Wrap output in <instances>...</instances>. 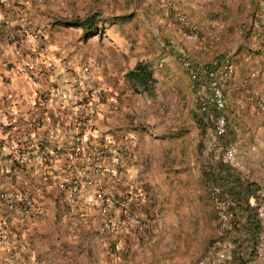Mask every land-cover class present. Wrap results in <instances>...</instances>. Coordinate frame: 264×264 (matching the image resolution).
<instances>
[{
    "label": "rangeland",
    "instance_id": "rangeland-1",
    "mask_svg": "<svg viewBox=\"0 0 264 264\" xmlns=\"http://www.w3.org/2000/svg\"><path fill=\"white\" fill-rule=\"evenodd\" d=\"M41 7L50 52L62 48L77 68L89 64L101 84L108 82L124 96L116 113L97 128L98 136L126 145L118 189L136 191L141 206L133 211L138 220L133 231L110 236L100 231L93 215L68 210L48 198L46 232L38 225L45 214L29 231L33 264H191L213 236L208 189L215 183L202 164L214 165V156L221 162L223 149L213 152L218 141L210 132H205L201 150L196 148L197 105L176 53L182 51L199 64L209 63L216 54L231 57L236 70L223 88L229 143L239 163L231 169L264 190V0H48ZM90 13H97L105 24L100 22L98 36L86 41L79 29L50 25ZM130 13L129 22L108 23ZM175 13L185 15L211 49L192 51L172 20ZM213 34L219 37L215 42ZM136 61L152 65L151 95L125 81ZM19 76L29 90L28 77ZM188 146L189 160L180 154ZM155 168L161 180H153ZM248 264H264V255Z\"/></svg>",
    "mask_w": 264,
    "mask_h": 264
},
{
    "label": "built area",
    "instance_id": "built-area-1",
    "mask_svg": "<svg viewBox=\"0 0 264 264\" xmlns=\"http://www.w3.org/2000/svg\"><path fill=\"white\" fill-rule=\"evenodd\" d=\"M15 1H22L17 19L13 24L1 23L0 30L19 56L20 72L28 77L31 88L25 110L0 92V264H33L28 252L29 231L45 214L48 198L68 210L93 215L100 231L117 236L138 226L133 207L140 202V195L118 189L123 184L118 169L126 151L124 143L98 136L97 121L115 109V95L100 83L89 64L77 68L66 60L68 55L60 46L61 51L50 52V39L34 29L28 14L30 7H41L48 0ZM176 21L187 28V33L180 31L192 51L210 48L209 43L200 41L185 15L177 14ZM177 60L191 80L199 77L182 51ZM235 70L228 55L204 65L205 81L194 90L199 113L214 110V137L226 132L222 90ZM259 108H263L261 104ZM221 162L239 167L233 144L223 148ZM208 200L213 211V236L191 264H228L233 249L232 202L217 186L208 189ZM249 206L263 228L254 249L255 259L260 260L264 255V190H256Z\"/></svg>",
    "mask_w": 264,
    "mask_h": 264
},
{
    "label": "trees",
    "instance_id": "trees-1",
    "mask_svg": "<svg viewBox=\"0 0 264 264\" xmlns=\"http://www.w3.org/2000/svg\"><path fill=\"white\" fill-rule=\"evenodd\" d=\"M182 13H175L173 15V22L176 23L177 27L182 30V32L187 33V28H184L178 21H176V15ZM186 17V16H185ZM133 18V13L123 14L119 16L112 17L109 20L110 25H114L116 23L122 24L131 21ZM187 19V17H186ZM189 22V20L187 19ZM105 24L104 20H99L97 13H90L81 19L77 18L73 21H64V20H54L51 22V27L56 28H76L80 30L81 40L86 41L89 38L96 37L99 34V23ZM199 39L202 43L210 44V41H203L201 36L199 35ZM216 38V40H218ZM215 40V41H216ZM214 41V42H215ZM210 48H206L209 50ZM197 53V52H196ZM179 54L176 53V56ZM259 55V53H257ZM186 56V55H185ZM212 62H217L221 57L218 54L214 55ZM187 57V56H186ZM193 65V67L200 73L196 80L191 81V89L194 90L199 83H203L205 81V75L202 73V66H208L209 63L199 64L188 58ZM186 73V72H185ZM187 74V73H186ZM253 75V74H252ZM188 76V75H187ZM125 81L129 84H134L138 86L143 92H146L148 95H151L152 86L154 84V79L152 77V65L146 61H136L131 69H129L124 75ZM224 93V89L222 90V94ZM224 98V94H223ZM196 116H195V125L196 129L199 133V140L197 143V150H201L203 140L206 136L205 132H210L213 136V139H216L218 142L215 145L220 151L226 145L230 144L231 141L228 135V122L226 125L225 135L222 137H214L212 134V123L215 118V113L213 109H210L208 113L201 114L198 111L196 106ZM224 110L221 113L224 116ZM184 140V139H183ZM215 147V148H216ZM213 161L215 164L213 165L211 161L205 164H202V170L205 172H209L212 175V181L215 183L214 186L225 191L231 199L232 202V212L234 213V221H233V229L230 234V240L233 245L232 249V257L228 264H248L251 260H256L254 255V249L259 242V237L262 233V225L260 220L255 215L254 210H252L249 206L248 201L255 197V192L258 189L257 184L249 182L244 176H242L239 172H236L229 168L228 166L219 162V156L217 159ZM222 165H221V164ZM211 164V165H209ZM206 165V166H205ZM135 207V206H134ZM133 207V208H134ZM258 261V260H257Z\"/></svg>",
    "mask_w": 264,
    "mask_h": 264
},
{
    "label": "crops",
    "instance_id": "crops-1",
    "mask_svg": "<svg viewBox=\"0 0 264 264\" xmlns=\"http://www.w3.org/2000/svg\"><path fill=\"white\" fill-rule=\"evenodd\" d=\"M20 4H22V1H15L13 3V0H8L7 2L0 3V24L4 23V22L13 24L15 22V20L17 19L16 10H17V8H21ZM39 13H40V11L38 10V8H35L33 6L29 8L28 14L34 20V24H35L34 29H37V31L44 32L48 28H45V29L41 28L42 23L45 22L44 21L45 18L41 17L39 15ZM40 29H42V30H40ZM54 38H55V36H54ZM216 38H218V37H216L213 34V40L214 41L216 40ZM20 63L21 62H20L19 56L16 55V52L13 50L12 46L9 45L5 41L3 33L0 30V92L10 95V97H12V99L16 102L17 106L21 110H25L27 105H28V101H29V90H27L26 84L22 81V79L19 76L21 74ZM94 75H95V73H94ZM108 76H110V74ZM96 78H98V77L96 76ZM104 86L107 88V90L111 94L115 95L116 101H117L115 109L113 111L109 112L108 114L104 115L103 119L105 118V120H107V118H109V115L116 113L115 111H117L121 107L120 105H122V103H123L122 98L124 96L119 95L120 91L117 90L116 88H112L108 84V82H105ZM103 119H101L100 121H97L98 129H100L99 128L100 125L103 124ZM125 147H126V145H125ZM171 153L174 154V150H172ZM180 154L183 156V158L186 157L189 160V158L191 157V154H192V150L188 146L187 149L184 148L180 152ZM168 156H169V154H168ZM186 163L188 164V161H185L184 165ZM169 164H170V162H169ZM156 166H158V165H155L153 167H156ZM157 172L158 171L156 169V174L153 177L154 181H158V180H161V178H163V175L160 173L157 174ZM140 176H142V175H140ZM140 176L138 178H136V180L138 182H141V180L139 179V178H141ZM129 188H133V187L131 185H129ZM134 189H135V187H134ZM140 206H141V202H139V204L133 208V211L137 213L140 210ZM76 212H78L80 214L81 211L77 210ZM82 212H84V211H82ZM50 214H51V212L46 210L45 215H44L45 218L44 217L40 218L38 225L41 229V232H46V230H47L46 228L48 227V220H46V217L49 216Z\"/></svg>",
    "mask_w": 264,
    "mask_h": 264
},
{
    "label": "clouds",
    "instance_id": "clouds-1",
    "mask_svg": "<svg viewBox=\"0 0 264 264\" xmlns=\"http://www.w3.org/2000/svg\"><path fill=\"white\" fill-rule=\"evenodd\" d=\"M46 3V2H45ZM32 18V17H31ZM33 19V18H32Z\"/></svg>",
    "mask_w": 264,
    "mask_h": 264
}]
</instances>
